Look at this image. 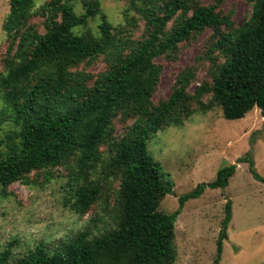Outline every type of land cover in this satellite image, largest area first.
I'll use <instances>...</instances> for the list:
<instances>
[{"label":"trees","instance_id":"1","mask_svg":"<svg viewBox=\"0 0 264 264\" xmlns=\"http://www.w3.org/2000/svg\"><path fill=\"white\" fill-rule=\"evenodd\" d=\"M36 1L10 0L4 24L8 48L0 74V128L7 126L6 135L14 138L0 152V195L15 183L32 186L33 173L51 182L54 170L64 167L71 188L65 205L85 217L105 200L109 182L119 186L112 191V223L102 230L88 228L54 250L39 244L14 262L7 249L1 264H175L181 208L206 188L225 189L236 166L219 170L213 182L181 196L178 210L165 213L160 205L174 194L175 182L155 160L149 142L158 132L183 126L194 114L216 106L227 120L243 119L254 109L264 116V0H247L252 14L238 28L232 13L222 11L224 0L210 5L130 0L127 25L119 28L100 0H82L80 14L71 0H52L38 9L45 18L44 33L30 23ZM97 17L101 23L94 32L89 23ZM140 20L144 32L136 38ZM206 30L211 35L205 54L179 73L170 97L155 104L162 74L156 60L177 58L182 43ZM100 57L106 69L97 75L81 68ZM204 60L211 63V82L191 94L188 89ZM116 120L130 123L122 137L116 135ZM240 161L249 163L264 183L250 154ZM232 219L228 200L214 264L221 261Z\"/></svg>","mask_w":264,"mask_h":264},{"label":"rangeland","instance_id":"2","mask_svg":"<svg viewBox=\"0 0 264 264\" xmlns=\"http://www.w3.org/2000/svg\"><path fill=\"white\" fill-rule=\"evenodd\" d=\"M50 1H36V14L30 22L41 33L45 32V18L38 9ZM71 1L76 12L82 13V0ZM100 1L115 27L127 25L124 14L130 0ZM200 1L204 5L214 3V0ZM221 9L224 13H232L235 28L252 14V5L247 0H224ZM9 13L10 0H0V74L4 71L8 48L4 24ZM132 14L139 18L136 12ZM99 23V17L92 19L89 28L96 32ZM139 24L135 29L136 38L144 32V21L140 20ZM210 35L211 30H206L194 40L182 43L175 59L163 56L156 60L162 66V74L153 97L155 104L168 99L179 73L205 54L210 46ZM219 57L223 58L222 55ZM198 67L196 78L188 89L191 94L203 82H211V63L204 60ZM81 68L97 75L106 69V61L100 57L89 67ZM210 99L208 96L204 101ZM115 125L116 135L122 137L130 123L116 120ZM8 129L7 126L0 128V152L6 150L7 142L14 138L6 135ZM149 148L175 182L174 194L166 195L160 205V210L169 214L180 208L181 196L200 184L213 182L219 170L236 166L225 189L206 188L181 208L175 225V264H214L228 200L232 202L233 219L219 264H264V183L255 178L249 163L239 162L250 154L256 172L264 178V116L260 111L254 109L243 119L227 120L221 108L216 106L206 113L194 114L183 126L167 128L153 135ZM68 175L67 169L59 167L54 170V179L46 182L44 175L33 173L30 175L32 186L15 183L7 188L5 196L0 195V255L11 249L10 262H14L39 244L54 250L62 241L72 239L81 231L91 228L97 233L112 223V191L119 183L109 182L104 196L106 202L98 203L85 217H79L65 205L71 193Z\"/></svg>","mask_w":264,"mask_h":264}]
</instances>
